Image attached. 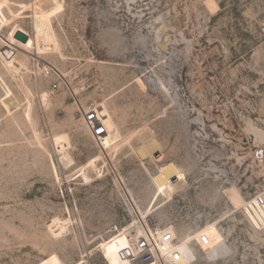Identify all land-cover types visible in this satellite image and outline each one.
I'll return each instance as SVG.
<instances>
[{
  "label": "rangeland",
  "instance_id": "374dc122",
  "mask_svg": "<svg viewBox=\"0 0 264 264\" xmlns=\"http://www.w3.org/2000/svg\"><path fill=\"white\" fill-rule=\"evenodd\" d=\"M39 1L0 10V264H140L145 226L177 264H264V0H57L43 55L11 40Z\"/></svg>",
  "mask_w": 264,
  "mask_h": 264
},
{
  "label": "bare ground",
  "instance_id": "6f19581e",
  "mask_svg": "<svg viewBox=\"0 0 264 264\" xmlns=\"http://www.w3.org/2000/svg\"><path fill=\"white\" fill-rule=\"evenodd\" d=\"M8 1L9 0H2L0 2V10L3 7L8 5L9 3ZM57 7H58L57 0H40L38 4L36 5V8L34 10V15L32 17L33 34H31L30 32H28L27 30L21 27H18L14 30L13 34L11 35L12 43L16 44L19 48L23 50H34L36 51L37 54H40V55L61 53V46L55 35V31L53 27V17H52V14L55 11V9H57ZM10 13L12 16H16L15 13L11 10H10ZM0 25L2 26L6 25V22L2 18H0ZM17 32H22L26 35H29V39L27 43H22L15 38ZM14 55H15L14 50L10 48L3 50V56L6 58L5 60H6V66L8 70L11 73H13V75L15 76L22 75L24 73V70H27V68L21 62H17L15 59H11V57H13ZM58 75L62 78H65V76L62 75V73H59ZM12 102H13L12 98L8 97L7 102H6L7 106H10ZM57 144L63 146V143L61 140H57ZM61 151H62L61 153L63 154L62 160H64L68 165H73L74 161L71 158L70 154L68 153L67 149L62 147ZM85 168L87 171L86 174L89 176L90 181L93 178V175L94 177H98L100 174L97 168L92 163L88 164ZM144 229H145V236L148 234V229L153 234V230L150 229L149 227L147 229V227L145 226ZM167 231L172 233L171 230H167ZM154 236L157 240L158 250L160 252L159 239H160L161 234L160 235L157 234ZM175 239H177V242L179 241L178 238L175 237ZM176 243L169 244V245L173 246ZM173 251H177V250H173ZM166 260L168 261V259ZM42 264H64V263L57 254L56 255L54 254L48 257L47 259L43 260ZM78 264H84V262H81Z\"/></svg>",
  "mask_w": 264,
  "mask_h": 264
},
{
  "label": "built area",
  "instance_id": "2783aa9c",
  "mask_svg": "<svg viewBox=\"0 0 264 264\" xmlns=\"http://www.w3.org/2000/svg\"><path fill=\"white\" fill-rule=\"evenodd\" d=\"M29 36V35H28ZM39 71V70H38ZM53 74V70L50 67H44L41 70L42 78L49 79ZM60 85L55 82L51 85V90L53 92L59 90ZM85 89H83L84 91ZM98 106H89L84 114V123L91 133L92 139L99 145L102 143L103 138L107 135V128L104 124L98 123L100 116L97 112ZM264 157V152L257 151L255 153V158L261 160ZM249 208L251 211H259L262 214L264 220V195H259L254 198V201L250 203ZM156 234V232H155ZM157 235V234H156ZM209 237L203 235L198 242L199 246H206L209 244ZM159 242L162 244H174L177 239L173 236L171 232L162 231ZM136 250L138 255V262L140 264H177L182 259V253L178 251H172L166 262L163 256L158 250V244L155 236L148 229V234L145 238L140 239L136 244Z\"/></svg>",
  "mask_w": 264,
  "mask_h": 264
},
{
  "label": "water",
  "instance_id": "95a60500",
  "mask_svg": "<svg viewBox=\"0 0 264 264\" xmlns=\"http://www.w3.org/2000/svg\"><path fill=\"white\" fill-rule=\"evenodd\" d=\"M15 38L17 40H19L20 42H22V43H27V41L29 39V36L24 34V33H22V32H17Z\"/></svg>",
  "mask_w": 264,
  "mask_h": 264
}]
</instances>
